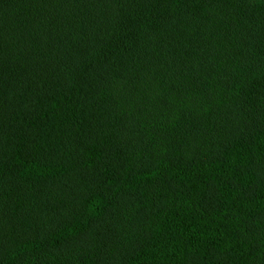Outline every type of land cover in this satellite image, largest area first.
<instances>
[{
  "label": "trees",
  "instance_id": "trees-1",
  "mask_svg": "<svg viewBox=\"0 0 264 264\" xmlns=\"http://www.w3.org/2000/svg\"><path fill=\"white\" fill-rule=\"evenodd\" d=\"M0 264H264V0H0Z\"/></svg>",
  "mask_w": 264,
  "mask_h": 264
}]
</instances>
